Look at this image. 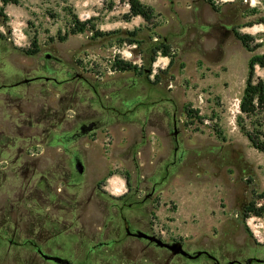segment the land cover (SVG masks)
Here are the masks:
<instances>
[{
  "label": "rangeland",
  "instance_id": "374dc122",
  "mask_svg": "<svg viewBox=\"0 0 264 264\" xmlns=\"http://www.w3.org/2000/svg\"><path fill=\"white\" fill-rule=\"evenodd\" d=\"M140 1L157 14L151 24L142 17L138 24L125 20L124 0L0 1V208L8 210L23 197L26 181L21 180L20 164L32 162L38 152L49 156L35 128L28 126L37 106L57 102L83 82L91 88L86 97L94 88L104 104L117 109H123L122 101L139 98L142 103L119 117L132 122H120L77 142L86 152V170L73 178L82 185L81 197L96 183L117 195L134 187L137 176L163 170L172 159L170 124L175 114L186 156L171 167L173 173L150 200L153 228L162 231L164 240H181L195 248L216 250L230 243L248 252L264 246V211L261 216H242L253 199L264 206V199L258 198L264 191V152L251 147L235 122L248 60L264 53V0ZM75 20L85 27L71 34ZM219 20L231 22V33L221 35L207 26ZM235 31L251 34V50ZM33 40L37 51L27 54L34 48ZM153 42L170 46L172 62L158 53L148 71L145 61ZM46 53L58 61L45 58ZM115 59L144 64L145 71H116ZM46 61L74 77L63 80V72L52 74L62 81L46 84L48 98L40 92V80L17 84L27 76L48 75L40 70ZM255 74L264 79V67L255 66ZM116 90L118 97L112 99ZM187 109L196 114L188 116ZM116 176H127V184L120 187ZM93 210L91 202L86 216ZM5 247L0 249V264H18L10 254L4 259Z\"/></svg>",
  "mask_w": 264,
  "mask_h": 264
},
{
  "label": "flooded vegetation",
  "instance_id": "af4514ba",
  "mask_svg": "<svg viewBox=\"0 0 264 264\" xmlns=\"http://www.w3.org/2000/svg\"><path fill=\"white\" fill-rule=\"evenodd\" d=\"M231 25L227 20L207 23L221 35L231 33ZM45 58L58 61L50 53H46ZM40 70L48 75L27 76L25 78L30 80L26 83L40 80V92L47 98L46 84L56 86L62 81L52 74L63 72L66 76L63 80L74 78L69 70L51 67L48 61L40 66ZM82 87L83 82L70 89L68 96H59L57 102L41 103L32 122H28V126L35 128L38 143L48 149L49 156L38 152L32 162L20 164L21 180L26 181L23 197L8 210L0 208V249L6 245L4 259L10 254L18 264H246V260L252 258L249 264H264L262 245L252 247L248 252L244 246L236 248L230 243H224L216 250L202 246L195 248L181 240H164L162 231L153 228L148 217L150 200L173 173L171 167L181 163L186 156L179 144L178 133L172 134L178 131L175 114L171 116L170 124L172 159L165 163L163 170L148 177L137 176L134 187L128 186L117 195L105 192L103 186L96 183L86 196L81 197L82 185L73 178L85 171L78 174L73 163L80 159L85 165L86 152L76 145L77 142L120 122H132L119 117L142 103L139 98L122 101L123 109L120 110L104 104L101 94L94 88L92 96L86 97L91 88ZM118 92H112L111 98L118 97ZM161 115L166 116V111L163 110ZM20 152L18 150V154ZM17 159L18 156L15 161ZM132 159L135 160V155ZM91 202L94 210L86 216ZM150 236L169 243L180 242L187 254L173 253L172 247L158 245Z\"/></svg>",
  "mask_w": 264,
  "mask_h": 264
},
{
  "label": "trees",
  "instance_id": "16d2710c",
  "mask_svg": "<svg viewBox=\"0 0 264 264\" xmlns=\"http://www.w3.org/2000/svg\"><path fill=\"white\" fill-rule=\"evenodd\" d=\"M3 5L18 4L19 0H0ZM212 3L213 0H206ZM128 5V11L124 14L125 20H130L133 16H141L142 19L151 24L157 17L154 9L140 0H124ZM77 24V26H76ZM84 23L75 20V25L70 29L71 34L80 33L84 30ZM66 34L59 36L60 40H64ZM235 36L240 40L242 45L251 50L250 43L252 36L249 33H240L235 31ZM2 37V35H1ZM137 42V40H131ZM34 48L27 49V54H34L37 51L36 41L33 40ZM151 56L145 61L148 71H151V65L155 61L156 56L160 53L162 56L169 57V64L172 62V54L170 46L164 42H153L149 48ZM255 66L264 67V53L253 55L248 60L247 75L242 95L239 98L238 110L235 122L241 133L247 138L251 147L259 152H264V79L255 74ZM112 67L116 71H136L143 73L145 66L126 61L123 59H115ZM196 113L187 109V115L191 116ZM199 117V116H198ZM200 118V117H199ZM220 135V131H217ZM128 182V177H125ZM258 198L264 199V191L258 194ZM264 211L263 204L257 205L255 199L249 201L242 209V216L245 219L250 215L261 216Z\"/></svg>",
  "mask_w": 264,
  "mask_h": 264
},
{
  "label": "water",
  "instance_id": "95a60500",
  "mask_svg": "<svg viewBox=\"0 0 264 264\" xmlns=\"http://www.w3.org/2000/svg\"><path fill=\"white\" fill-rule=\"evenodd\" d=\"M30 79L29 78H25L21 81H19L17 84H20V83H26L28 82ZM178 131L175 130L172 134L173 135H177ZM73 166L75 168V170L77 171L78 174H83V172L85 171V165L83 164V162L80 160V159H76L73 163ZM150 239L152 240H155L157 242L158 245H161V246H166V247H172L174 250H173V253H183V254H187V252L182 248V245L180 242H173V243H169V242H166V241H163L159 238H156L154 236H150L149 237ZM176 247V248H175ZM199 252H197V254H199ZM252 258H248L246 260V264H249L251 262ZM228 264H232V262H229Z\"/></svg>",
  "mask_w": 264,
  "mask_h": 264
},
{
  "label": "crops",
  "instance_id": "0c3cea01",
  "mask_svg": "<svg viewBox=\"0 0 264 264\" xmlns=\"http://www.w3.org/2000/svg\"><path fill=\"white\" fill-rule=\"evenodd\" d=\"M139 19H141V16H139V15H137V16H133L132 18H131V20L129 21V23L131 22V23H133L134 21H137V24L138 23H141L140 21L141 20H139ZM115 176V175H114ZM119 180H120V187L121 186H125V180L122 178V177H119V176H116Z\"/></svg>",
  "mask_w": 264,
  "mask_h": 264
}]
</instances>
